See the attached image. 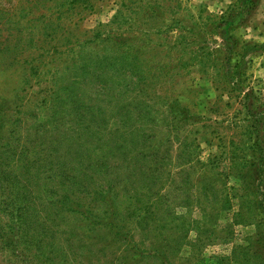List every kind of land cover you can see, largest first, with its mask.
Listing matches in <instances>:
<instances>
[{
  "label": "rangeland",
  "instance_id": "374dc122",
  "mask_svg": "<svg viewBox=\"0 0 264 264\" xmlns=\"http://www.w3.org/2000/svg\"><path fill=\"white\" fill-rule=\"evenodd\" d=\"M28 1L0 0L1 22ZM260 4L86 0L61 16L52 48L0 25L13 34L0 45V104H19L0 113V145L68 164L51 182L57 239L42 243L44 264H264V168L233 164L249 161L257 133L264 145ZM22 261L0 252V264Z\"/></svg>",
  "mask_w": 264,
  "mask_h": 264
},
{
  "label": "trees",
  "instance_id": "16d2710c",
  "mask_svg": "<svg viewBox=\"0 0 264 264\" xmlns=\"http://www.w3.org/2000/svg\"><path fill=\"white\" fill-rule=\"evenodd\" d=\"M84 1L86 0H31L25 2L23 7L19 10L10 13V15L8 14L4 22H1L0 18V25L3 27L6 24V27L2 28L3 30L19 29V34H23V28L31 29L23 35L18 34L14 36L13 38L17 42L30 41L34 43L38 41L40 44L47 43L50 48L56 47L57 43L52 42L53 39H55L52 34L57 30V26H59V19L63 14L76 12L77 8L83 5ZM46 2H48L49 5L45 10L43 8ZM66 17H68V15H66ZM3 18L4 17H2V20ZM35 29L36 34L31 38L29 35L33 33L32 31ZM12 35L13 34L5 36L0 34V45L10 41ZM59 36H63L62 39H67L69 37L61 33ZM35 37L36 40H34ZM15 45L17 46L18 44L15 43ZM23 47L22 45V48ZM13 49L10 53L13 56V60L17 61L18 59H22L23 62H27L29 55L25 56V58H19L18 56L21 55V51L23 50L18 51V49ZM0 50L3 52L6 51L1 48V46ZM54 50H56V48H54ZM6 52L8 54L9 51ZM26 68L29 70L33 69L34 72H37V65L23 67V69ZM25 82L29 84V78L26 79ZM253 94L255 93L251 89V91L246 93L241 99L246 113L250 116V124L247 126L250 135L255 132L257 133L259 122V113L254 111V106L249 102ZM4 100L5 102L2 99V103L0 104V113L2 115H4V111L7 107L9 108L12 104L14 108L19 106L16 100H11V103H9L8 99ZM174 110L177 111L176 109ZM177 113L180 115V118H177L178 121L184 122L189 118L187 110L184 107H182L181 110L179 108V112L177 111ZM0 119L4 120L2 117ZM5 132L6 129L0 127V140L5 136ZM255 138L256 141L250 143L246 149L249 156H251L248 158L249 161L243 157L242 163H240L241 165H238L237 154H235L234 166L239 168L242 166V168L246 169L248 165H256L260 169L264 168V145L259 143L258 133ZM9 148L15 147H4V145H0V252L4 253L7 249L10 250L15 259L18 260V262L23 260L22 262L24 264H28L30 261L32 264H35L37 261H39L40 264H44L46 260L42 261L39 259L42 243L48 242L51 244L52 241L57 239L55 234L56 230L53 228L52 224V222L55 223V218L53 219V217H51V215L56 212L52 207L54 203L51 195H54L55 191H53L51 182L56 180L59 176H65L64 174H66L68 170V164L60 159L53 161L50 158L51 152L46 156L47 163L44 165L43 163H38L36 160L24 162L22 160V155H25L24 150L15 158V156L12 157L13 155L7 153ZM32 148L34 149L35 145H33ZM13 162H16L15 166H13ZM44 169L47 170L45 171ZM240 172L241 171H238V173ZM63 186L65 187L66 185L64 184ZM60 197V201L64 202L63 208L69 207V203L67 202L70 199L69 191L63 192ZM81 197H84V194H82ZM44 199H46V201L43 203ZM47 199L50 200L49 204ZM46 206H48V208H46ZM86 226H84V228H86ZM89 227L93 226L90 225ZM80 228H82V226ZM112 230L118 232V227H112ZM81 236V234H76L75 239ZM79 240L80 239L76 240V242Z\"/></svg>",
  "mask_w": 264,
  "mask_h": 264
},
{
  "label": "crops",
  "instance_id": "0c3cea01",
  "mask_svg": "<svg viewBox=\"0 0 264 264\" xmlns=\"http://www.w3.org/2000/svg\"><path fill=\"white\" fill-rule=\"evenodd\" d=\"M261 10L264 11V7H263V5L260 4V10H259V12L261 13V16L264 18V15H262L263 13L261 12ZM261 62L264 63V54H263V56H261ZM261 71H263V69H261Z\"/></svg>",
  "mask_w": 264,
  "mask_h": 264
}]
</instances>
